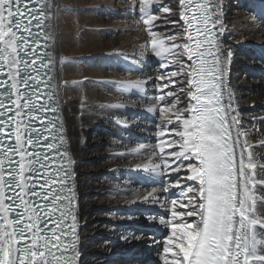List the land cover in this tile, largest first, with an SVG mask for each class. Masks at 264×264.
Here are the masks:
<instances>
[{
	"label": "snow or ice",
	"instance_id": "1",
	"mask_svg": "<svg viewBox=\"0 0 264 264\" xmlns=\"http://www.w3.org/2000/svg\"><path fill=\"white\" fill-rule=\"evenodd\" d=\"M45 7L0 0V264H77L79 257L72 161L67 150L56 159L57 141H66L57 119H48L57 109L42 100L54 94L40 87L50 86L54 63L33 32L47 18ZM132 7L161 59L159 104L148 108L159 117L160 139L145 165L161 179L145 200L172 197L163 201L170 218L160 219L170 230L163 264H264V163L249 150V131L224 83L231 52L218 44V0H136ZM155 13L166 14V24L183 21V36L157 37ZM174 15L179 20L167 19Z\"/></svg>",
	"mask_w": 264,
	"mask_h": 264
},
{
	"label": "bare ground",
	"instance_id": "2",
	"mask_svg": "<svg viewBox=\"0 0 264 264\" xmlns=\"http://www.w3.org/2000/svg\"><path fill=\"white\" fill-rule=\"evenodd\" d=\"M47 1L43 30L50 45L46 51L54 60L49 69L62 118L63 146L74 174L77 264H141L140 260L163 264L162 242L170 230L147 208L163 211L170 194H161L159 203L141 198L160 187L161 178L145 165L151 164L160 139L159 117L148 108L159 104L154 78L161 71V59L152 51V37L139 11L132 7L136 0ZM165 2L174 6L176 0ZM218 4L222 25L216 33L218 44L225 55L231 52L224 83L249 131L253 145L249 150L264 163V146L258 144L264 139V120L252 119L264 116V0H218ZM182 25L183 21L174 26L158 20L152 31L161 38L174 32L183 36ZM136 80L144 81V86H121ZM140 146L139 152L132 151ZM93 165L103 172L104 190L101 177L91 176ZM92 196L112 200L115 206L99 208ZM141 199L146 203L136 206L134 202ZM95 217L98 220L92 223ZM109 221L126 222L112 226ZM141 223L152 233L141 230Z\"/></svg>",
	"mask_w": 264,
	"mask_h": 264
},
{
	"label": "rangeland",
	"instance_id": "3",
	"mask_svg": "<svg viewBox=\"0 0 264 264\" xmlns=\"http://www.w3.org/2000/svg\"><path fill=\"white\" fill-rule=\"evenodd\" d=\"M155 14H157V15H161L160 13H155ZM166 15V14H165ZM165 15H161V19L159 20V21H161V22H164V19H165ZM167 19H169V16H167ZM96 160V159H95ZM141 169V168H140ZM91 173V176L92 177H94V176H98V177H101V178H99V180H100V182L99 181H97L96 183H95V187H98L99 188V184H101L100 185V188L102 189V190H104L106 187H104V185L102 184V180H104L103 178L104 177H102V175H103V172H101L100 170H99V168L98 167H96L95 165H93L92 166V171L90 172ZM92 182H93V179H92ZM91 182V183H92ZM98 182H99V184H98ZM149 191H151V190H148V191H146L145 192V194L144 195H142V199H145V196L147 195V193L149 192ZM166 197H169V198H172L170 195H168V196H166ZM92 198H93V201H94V204L93 205H95L96 204V206L97 207H103V206H111V207H114L115 206V203L112 201V200H109V201H106V200H104V199H101L100 197L99 198H97V197H95V196H92ZM142 199H141V201H142ZM148 200H152L151 198H149ZM146 202H144V201H142L141 203L139 202V200H137L136 202H134V204L136 205V206H139V205H142V204H145ZM147 210L148 211H153V212H155L156 214H158V216H160L161 218H165V219H169L170 217H169V213L167 212V210H166V208L165 209H163V211H158L156 208H152V207H150V208H147ZM160 210V209H159ZM106 212V211H105ZM98 219L95 217L93 220H92V223L93 222H95V221H97ZM124 222H126V221H121L120 223L119 222H112V221H109V224H111L112 226H115V225H119V224H122V223H124ZM142 224V223H141ZM108 225V224H107ZM143 225V228L141 229V230H143V229H148V228H145V227H149V226H146V224H142ZM105 233V231H102L101 232V234H104ZM146 233H152V232H148L147 230H146ZM153 235L154 234H151V236H152V238L153 239H155L156 240V238H154L153 237ZM141 262V264H143L144 263V261L143 260H140ZM144 264H154V262L153 261H147V260H145V263Z\"/></svg>",
	"mask_w": 264,
	"mask_h": 264
}]
</instances>
